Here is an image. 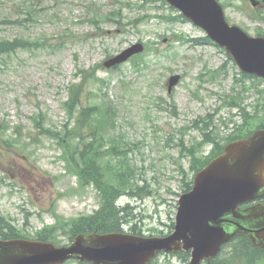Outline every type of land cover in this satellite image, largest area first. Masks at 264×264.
I'll return each mask as SVG.
<instances>
[{
  "label": "rangeland",
  "instance_id": "obj_1",
  "mask_svg": "<svg viewBox=\"0 0 264 264\" xmlns=\"http://www.w3.org/2000/svg\"><path fill=\"white\" fill-rule=\"evenodd\" d=\"M219 1L228 3L225 13L230 23L252 36L264 32V21L249 17L255 11L249 1ZM119 9H123L121 27L103 23L99 25L103 31L92 22L94 13ZM261 11L264 15V7ZM178 14L169 5L146 0H0V40L24 38L36 43L0 61V124H9L0 135V215L23 235L35 238L46 227L91 215L99 208L96 191L78 187L76 176L60 162L61 151L53 141L30 142L29 133L35 134L30 118L43 111L48 126L63 127L67 88L80 81L75 78L78 71L96 68L137 42L151 47L117 70L99 68V81L86 89L84 104L97 102L90 101L94 98L90 91L99 95L101 89L113 102L115 132L123 135L122 147L135 183L151 192L133 200L136 219L127 230L136 224L147 236L171 231L182 193L179 168L188 172V179L193 177L191 159L181 143L193 146L209 130L223 140L235 128L231 119L242 124L239 110L226 107L223 99L240 78V70L225 51L196 43L205 33ZM218 69V77L212 79L208 72ZM172 75H181L182 81L168 94L166 83ZM101 80L107 83L103 87ZM245 85L247 91L237 89L244 92L243 104L253 115L259 101L256 88L264 90V82L246 80ZM262 116L250 127H257ZM203 120L213 122L209 130L201 125ZM18 127L23 128L22 138L7 147L4 141L14 139ZM211 153L209 145L198 155L207 158ZM57 240L65 245L69 237L60 230ZM159 262L188 264L179 256L164 254Z\"/></svg>",
  "mask_w": 264,
  "mask_h": 264
},
{
  "label": "water",
  "instance_id": "obj_2",
  "mask_svg": "<svg viewBox=\"0 0 264 264\" xmlns=\"http://www.w3.org/2000/svg\"><path fill=\"white\" fill-rule=\"evenodd\" d=\"M235 60L247 74L264 78V37H250L227 23L216 0H167ZM254 6L258 2L252 1ZM144 51L142 44L108 60L112 68ZM180 81L174 76L169 92ZM191 192L178 202L175 232L168 237L145 238L120 233L81 234L72 244L0 239V264H64L70 259L91 264H149L160 252H191L190 264L215 258L224 244L248 236L264 250V204L242 208L264 197V129L229 144L194 178Z\"/></svg>",
  "mask_w": 264,
  "mask_h": 264
},
{
  "label": "trees",
  "instance_id": "obj_3",
  "mask_svg": "<svg viewBox=\"0 0 264 264\" xmlns=\"http://www.w3.org/2000/svg\"><path fill=\"white\" fill-rule=\"evenodd\" d=\"M159 1V0H146ZM162 1V0H161ZM120 12H109L107 14L94 13L92 22L101 24L104 22H112L121 25ZM252 19H257L254 16ZM259 19L264 20V17ZM122 20V17H121ZM258 35H264V32L259 30ZM203 42L210 41L207 38L202 39ZM36 43L24 39L17 38L11 40H0V61L2 57L16 54L20 50H27L33 47ZM38 45V44H37ZM81 81L76 84H71L68 87L69 97L63 104L67 113V122L61 128L48 127L47 114L40 111L37 115L30 119L33 122L34 129L37 132L35 136L30 132L28 137L32 142L39 141V138L52 140L59 150L62 151L60 159L65 163L66 171L76 176L78 186L85 190L93 188L97 193V201L99 209L90 216H83L73 219L68 222L59 221L53 227H46L44 230L37 232L36 239L41 241H52L60 244L57 241L58 231L69 237L72 241L78 234L98 231L99 233H124L127 227L132 225L136 219L134 213L135 207L130 203L121 207L119 200L124 197H141L144 193L149 192L146 187H139L135 183V172L129 164L127 157L124 156L122 147L123 139L119 135L112 134L116 129V109L113 102L106 99L102 89L100 94L94 98H99L95 103L88 105L83 104V94L88 85L98 82L96 71L80 70ZM218 73L213 72L211 78H217ZM241 79H254L251 76L241 74ZM255 80V79H254ZM102 85L105 81L101 80ZM236 86L244 85L243 80H235ZM98 85V84H95ZM244 91L247 87L242 86ZM244 92H236L232 89V93L225 95L224 102L229 107H238L241 110V116L244 123L238 125L235 132L224 140H220V135L215 131H207L203 133V138L197 144L186 147L185 143H181L182 151L191 159V171L193 173L203 169L211 159L219 155L226 144L231 141L245 138L249 127L250 116L242 107L244 101ZM260 97H264L260 91ZM259 106L262 107L264 113V99L260 100ZM258 112V110H257ZM255 118V116H252ZM212 122H206L204 128L209 130ZM264 126V125H263ZM263 126H261L263 128ZM23 128H17L14 132L16 138L5 140L4 144L7 147H13L19 138L23 136ZM7 132V127L0 124V135ZM25 136V135H24ZM30 144V142H29ZM28 143L24 145L23 151L27 149ZM207 145H212L213 150L210 157H199V151ZM0 146H2L0 144ZM3 147V146H2ZM183 176L182 192H188L192 188V181L188 179V172L183 167L179 168ZM54 214V212H53ZM174 223L170 226L172 231ZM134 234L141 235L137 225L131 227ZM164 235V232L161 233ZM0 236L4 239H14L21 237V234L10 224V221L0 216ZM230 251L224 252L220 257L213 261V264H258L263 257L260 250L254 248L248 238L239 236L235 238L231 244L227 246ZM177 256L181 257L185 262H188L190 255L188 253H180ZM150 264H160L159 258L154 259Z\"/></svg>",
  "mask_w": 264,
  "mask_h": 264
}]
</instances>
